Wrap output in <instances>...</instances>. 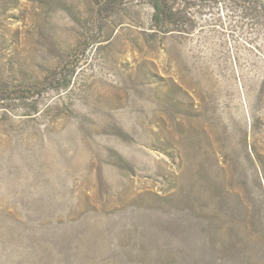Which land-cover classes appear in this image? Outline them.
<instances>
[{"label": "rangeland", "instance_id": "obj_1", "mask_svg": "<svg viewBox=\"0 0 264 264\" xmlns=\"http://www.w3.org/2000/svg\"><path fill=\"white\" fill-rule=\"evenodd\" d=\"M150 1L0 0V264H264V0Z\"/></svg>", "mask_w": 264, "mask_h": 264}, {"label": "trees", "instance_id": "obj_2", "mask_svg": "<svg viewBox=\"0 0 264 264\" xmlns=\"http://www.w3.org/2000/svg\"><path fill=\"white\" fill-rule=\"evenodd\" d=\"M175 1H183V0H151L150 1V5L153 10L152 22L156 32H161L163 34H166L171 31H176L179 28L178 26L181 20L179 18L178 9H176L174 5ZM203 1H208V0H203ZM261 237H262L261 240L264 241V236ZM254 238H255V231L250 230L248 233V239L246 240L245 243H242L243 245H241V243L238 242L237 240L233 241L234 247L237 248V246L240 245V248H237V250L239 252V256L241 257L240 262L242 264H245L244 261H246L249 264H254L255 262L258 261L255 258L256 257L255 249L257 242L255 241ZM260 259L264 260V253Z\"/></svg>", "mask_w": 264, "mask_h": 264}]
</instances>
